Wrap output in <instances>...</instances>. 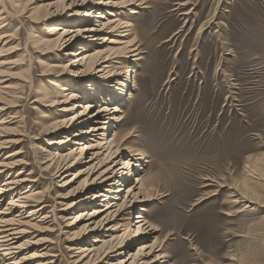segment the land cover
Here are the masks:
<instances>
[{
    "label": "rangeland",
    "instance_id": "1",
    "mask_svg": "<svg viewBox=\"0 0 264 264\" xmlns=\"http://www.w3.org/2000/svg\"><path fill=\"white\" fill-rule=\"evenodd\" d=\"M49 3L52 0L0 2V13L4 6L17 18H7L10 28L3 35L10 37L0 42L5 76L0 101L8 109L0 117V144H4L3 161L11 166L20 164L12 167L10 176L19 172L39 181L36 190L43 192L40 196L48 198L50 191L53 198L47 212L57 207L54 224L36 225L38 231L29 229L33 236L27 239L36 243L52 240L50 248L58 256L55 264H68L74 243H67L60 229L71 213L62 211L65 206L57 203H63L61 199L79 186V181L72 187L63 183L81 167L61 177L42 172L39 167L47 165L42 164L43 151L39 148L49 144L46 138L34 139L55 117V112L46 109L49 101L36 103L41 98L37 90L59 93L62 84L57 80L65 78L58 74L67 64L65 52L46 53L49 49L41 42L60 19L33 23L47 11L39 6ZM128 21L137 25L134 37L143 60L138 62L140 67L136 64L137 89L133 87L135 75L127 81L122 105L125 119L108 131L105 142L118 128L125 133L137 129L131 146H137L140 157L146 155L145 160L150 161L137 175L153 176L150 189L160 194L144 214L159 230H165L156 233L150 243L165 240L162 264H264V182L257 180L259 174L264 175V0H145L140 13ZM33 77L39 82L31 91L33 85L28 89L27 82ZM156 116L164 117L163 123L165 117H173L177 124L189 123L187 133L196 131L199 135L184 139L185 143L194 145L199 140L203 148L195 144V148L182 150L179 143H173L178 132H169L162 138L178 150L166 151L159 138L161 130L155 127ZM234 191L256 196L262 207L244 210V203H233ZM39 244L18 258L41 249L43 244ZM124 258L127 255L120 260Z\"/></svg>",
    "mask_w": 264,
    "mask_h": 264
},
{
    "label": "bare ground",
    "instance_id": "2",
    "mask_svg": "<svg viewBox=\"0 0 264 264\" xmlns=\"http://www.w3.org/2000/svg\"><path fill=\"white\" fill-rule=\"evenodd\" d=\"M144 4L145 0H52V3L39 6L38 9L47 11L37 21H33L40 25L47 19H60L58 24L52 25L48 30L47 39L41 42L49 49L46 53L65 52L63 56L67 59L63 73L58 74L65 80L59 78L57 82L62 85L55 84L56 87L59 86V93L50 94L37 90V95L41 98L36 103L49 101L50 106L46 109L55 112V117L49 119L51 122L34 139L46 138L49 144L47 148H39L43 151L42 164L47 165L45 168L39 167L42 172L51 171L55 176L61 177L74 168L81 167L72 179L63 183L72 187L79 181V186L61 199L63 203H57L65 206L62 211L71 213L60 229V234L67 236V243H74L69 249L73 253L68 264H162L165 259V240L162 243L157 240L150 243L156 233H164L165 230H159L144 214L147 205L157 200L160 194L153 193L150 189L153 176L137 175L143 165L150 163L148 158L145 160L146 155L144 158L140 157L142 153L137 146H131L137 129L133 128L125 133L118 128L113 131L110 140L105 142L108 131L125 119L122 105L125 102L127 81L132 74L135 75L133 87L134 90L137 89L136 64L143 57L134 37L137 25L128 20L132 15H138ZM2 7L0 42L10 37L3 35L10 28V24L6 23L7 18L16 16ZM82 24L87 25L80 27ZM59 58L62 59L61 56ZM3 63L0 62V84L5 78L1 70ZM38 82L34 77L31 78L27 82L28 89L33 85L31 91L34 90ZM131 91L129 97L133 96ZM7 96L10 97L8 94ZM50 98L53 99L50 101ZM12 102L17 103L15 100ZM113 102L116 104L111 107ZM5 106L7 104L0 101V117L8 111ZM69 113L73 114L64 118ZM155 118V127L156 130H161L159 138L166 151L178 150L173 143H179L182 150L193 148L195 144L201 145L199 140H195L194 145L185 143L184 139L193 140L199 135L196 131L192 135L187 133L189 123L186 121L177 124L173 117H165L163 123L164 117ZM86 125L89 127L85 128ZM169 132H178L173 143L162 138L169 136ZM61 134L65 135L58 139L57 136ZM183 134L184 138L181 139ZM207 144L204 145L205 151L209 147ZM3 145L0 144V182L4 180V183H0V207L7 199L9 202L0 211V262L23 264L32 260L33 264H55L58 256L50 248L53 241L36 243L28 240L27 236H33L29 229L38 231L36 225L52 226L57 207L47 212L53 198L50 191L48 198L40 196L43 192L36 190L39 181L22 177L19 172L10 176L12 167L20 164L11 166L3 161ZM200 148H203L202 145ZM32 174L33 172L28 176ZM41 178L45 179L44 176ZM257 180L264 182V175L259 174ZM30 182L33 183L25 190L23 187ZM93 189L95 192L90 195L89 192ZM240 192H233L234 204L244 203V210L249 212L262 207L256 196ZM78 210V213H74ZM135 212H138L137 216ZM39 243L43 244L41 249L35 250L30 256L18 258L34 245H40ZM81 243L85 245L79 246ZM137 244V251L130 253ZM126 255L127 258L120 260Z\"/></svg>",
    "mask_w": 264,
    "mask_h": 264
}]
</instances>
